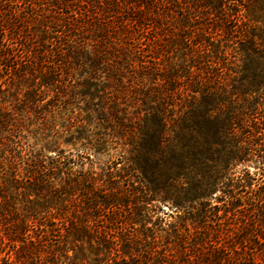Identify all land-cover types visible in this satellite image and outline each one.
<instances>
[{"label": "trees", "instance_id": "obj_1", "mask_svg": "<svg viewBox=\"0 0 264 264\" xmlns=\"http://www.w3.org/2000/svg\"><path fill=\"white\" fill-rule=\"evenodd\" d=\"M0 264H264V0H0Z\"/></svg>", "mask_w": 264, "mask_h": 264}, {"label": "rangeland", "instance_id": "obj_2", "mask_svg": "<svg viewBox=\"0 0 264 264\" xmlns=\"http://www.w3.org/2000/svg\"><path fill=\"white\" fill-rule=\"evenodd\" d=\"M78 76V72L75 73V78ZM24 92L22 91L21 94ZM53 93H51V96ZM9 105V103H8ZM60 106V105H59ZM10 107V105H9ZM51 112L47 113L44 119H39L35 114L31 115L22 126V134L27 136L28 143L36 150L43 149L47 154H53V149H48L50 146H59V148L64 149L68 152L76 153V151L81 150L82 145L80 142L74 140V131L76 126L79 124L76 116H78L77 108L73 112L61 111L57 108H51ZM71 119H68V116ZM77 124L76 126H74ZM91 158L98 160L103 164L107 160V155L95 157L92 152L90 153ZM168 204L163 205L164 210H169Z\"/></svg>", "mask_w": 264, "mask_h": 264}]
</instances>
